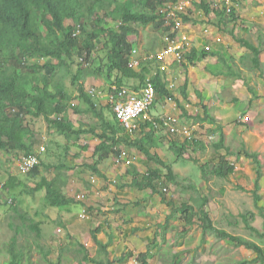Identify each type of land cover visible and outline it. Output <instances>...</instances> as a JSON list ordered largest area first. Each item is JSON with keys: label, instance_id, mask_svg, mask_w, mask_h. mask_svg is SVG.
Here are the masks:
<instances>
[{"label": "rangeland", "instance_id": "obj_1", "mask_svg": "<svg viewBox=\"0 0 264 264\" xmlns=\"http://www.w3.org/2000/svg\"><path fill=\"white\" fill-rule=\"evenodd\" d=\"M119 1L123 2L125 0ZM201 3L208 4L214 10L221 7L219 4L213 5V0H202ZM169 6L158 8H162L161 10L166 12ZM194 8V11L185 10L182 13H174L173 15L167 13L161 21L166 19L183 20L184 17H187L188 21H192L198 32L200 27L215 31L210 25L212 26V23L217 22V17L213 15L212 18L207 17L200 7ZM238 8L235 10L238 17L234 24L235 41L232 40L230 51H235L238 47L236 38L239 39L240 36H245L244 40L250 38L251 43L259 47L261 52L264 51V0H241L238 3ZM159 10L157 9V12ZM183 14L185 16L182 17ZM259 17L263 19L262 22L257 21ZM65 24L74 25L75 23L71 19H67ZM185 24L186 22L183 20L181 26L185 27ZM110 25L113 29H117L115 22H110ZM232 26L233 24L227 23L225 27L231 29ZM131 28L135 34L128 40L139 48L141 55L146 54L147 56L149 53H155L164 48L162 39L168 32L151 24L144 26L139 23H132ZM215 33H218L217 36L222 39L219 48L223 49L230 40L228 33L219 30ZM205 42L210 43L211 41L205 39ZM248 53L250 52L246 50L247 55ZM250 55L252 56V53ZM225 58L228 60L227 57ZM243 59H245V62L242 63L244 70L240 74L243 77L248 75L251 78V69V73L249 72L251 63L248 58H238V61L242 62ZM160 62L163 64H157ZM180 64L182 65L179 68L181 71L180 76L168 71L166 79L164 77L167 86L172 84L169 91L174 98L172 100L165 97L159 99L158 111L154 114L163 117H173L179 114L181 115L180 118H184V122H186L190 115L195 116L193 115L195 113L191 112L192 108L199 110V113L202 108L195 100V104L187 100L188 96H192L190 95L193 94L192 91L186 92V99L182 98L180 91L184 81H186L183 77L185 75L183 71H186L192 65L184 59L181 60ZM100 65L107 66V62L102 44L95 43V50L86 64V68L89 69L85 74V89H89L90 86L105 85L104 74L107 72V68H103V74L99 75L96 70ZM167 65V63L158 60L143 63L144 67H151V70L162 67L165 73L166 69L171 67V65ZM232 68L234 69V67ZM263 69L264 63L261 70ZM171 76L173 78L170 80ZM259 78L264 84V78L261 76ZM65 84L71 94V99L69 102L70 110L63 120L69 121L76 128L84 125L86 130L93 129L99 133L101 121L87 112L86 105L76 95V87H72L68 79ZM128 84L134 85L136 82L130 81ZM164 100L167 101L168 105L164 106ZM103 105L105 106V104ZM74 106L81 112H75L73 110ZM209 106L211 107V110L208 111L211 117L209 119L210 125H215L216 121L212 113L216 112L211 105ZM167 109L168 112L165 111ZM107 114L106 117L114 123L110 118L109 111ZM28 120L34 130L32 153H37L41 148L44 149L40 156L38 174L34 179H29L27 175L18 174V162L24 155L14 157L12 154L1 152V181L5 182L8 175H13L23 181L26 186L34 188L42 177L49 180L61 174V177L67 178L65 191L67 192L69 188H72L75 192L83 193L85 196L84 203L82 205L80 202H75L66 207L50 208L44 199L43 191L28 193L29 190L25 191L23 186H18L8 193H4L3 196L5 197L3 199L7 202V205L0 208V262L7 261L10 258L8 248L13 233L9 229V223L11 221L14 224L20 223V218L16 216L13 209L20 214L27 213L34 221L42 222V236L38 241L39 245L50 251L49 259L52 261H56L58 255H61V264H92L78 262L76 259L80 256L76 255L75 249H78L77 244L80 243L89 251L90 258L95 257L96 248L92 242V233L96 231H98L97 237L109 245L108 250L111 252V258L117 257L118 254H122L126 250L130 253L127 254V259L121 264H139L135 261L136 257L144 253L149 245H151L148 257L149 264H237L243 260H251L255 256L254 252L248 250L249 253L242 246H237L226 240L216 239L212 233H208L201 240V229L198 227L197 221L189 228L184 225L183 216L178 211L183 204L191 205L196 209H200L203 205V211L208 213L217 229L226 230L231 235L259 243L261 247L264 246V240H260L245 229L240 217V215L247 216L250 213L252 216L247 217L251 225L264 232V184H260L259 181L261 188L258 192L260 201L255 203L252 194L254 180H249L247 176H245V179L244 177L241 179L235 177V174L243 172L252 175L255 168V164L249 155L256 151L250 150L246 143H242L244 139L241 133L234 131L223 137L222 147H229L230 152L226 151L225 153L224 148L221 151H215L214 145L218 141V136L213 135L211 132L205 133L203 127L197 124L194 135L200 148L192 152L189 149L183 153V158H177L171 148L173 144L176 147L181 145L183 142L182 137L177 134H170L166 127L157 124L154 128L152 146L149 148L150 152L155 155L154 161L146 160L142 152L136 147L122 143L116 148L119 153L118 156L111 154L100 164L99 171L102 176H98L88 170V167L92 166L97 159L93 151L99 141L94 134H83L79 137L66 139L54 130H49L42 118H29ZM189 120L192 121V119ZM203 126L205 128L209 127L207 125ZM122 135L128 142L140 138L137 129L133 135L130 133ZM65 147L68 149L66 157L63 152ZM253 148L256 150V145ZM257 150L264 151V140L257 146ZM220 153L224 154L219 155ZM221 156H225L228 163L233 165L234 174L226 179L215 177L204 179L199 168L203 165H208L211 168L219 163ZM157 160H160L162 164H159ZM155 161L158 164L153 163ZM260 162L264 163V157L260 158ZM61 165H63L62 171L59 169ZM129 166H132L135 170L130 171ZM148 167H156L160 171V179L154 182L157 193H152L150 189L140 190L131 185L132 179L141 180L146 175ZM168 168L172 171L174 181L167 180ZM128 170L129 172H127ZM134 171L138 175H132L131 173ZM91 177L96 178L94 184L90 183ZM113 181L115 182L113 183ZM249 181L251 182L249 183ZM204 200L205 203L203 204ZM258 207L263 208V214L259 212ZM82 211L86 215L84 220L79 215ZM135 222L140 227H137ZM132 223L133 226H131ZM127 225L124 236L122 229ZM131 229H137V232L133 233L134 237L130 235L133 232ZM30 240L18 236L12 254L20 259L22 263L29 260L31 264H37V262H41V253L36 251L34 242H32V239ZM173 252L179 253V255L173 258L171 257Z\"/></svg>", "mask_w": 264, "mask_h": 264}, {"label": "trees", "instance_id": "obj_2", "mask_svg": "<svg viewBox=\"0 0 264 264\" xmlns=\"http://www.w3.org/2000/svg\"><path fill=\"white\" fill-rule=\"evenodd\" d=\"M169 1L172 0H125L124 2L119 0H0V153L5 152L14 157H19L21 154L28 156L32 153L34 133L29 127L28 117L42 118L48 129L54 130L66 139L81 133L94 132L93 129H75L71 123H65L61 118L66 114L71 99V94L65 84L68 79L70 85L76 87L78 97L84 100L87 112L101 121L100 133L96 135L100 142L94 150V156L97 159L92 166L88 167V170L101 176L98 166L110 154L119 155L114 149L122 143L136 147L143 153L146 160L154 161L155 155L151 154L149 150L153 141V125L149 123L142 125L140 138L128 142L122 135L125 134L124 130L116 127L111 120L106 119L86 94L83 87L86 68L79 62V59L83 58V54L86 59L90 57L95 50V43L102 44L107 66L100 65L96 71L102 75L103 68H107V72L104 74L106 81L118 86L128 85L130 81L140 85L147 76H150L157 96L172 98L160 73L152 74L150 67L142 66L139 71H132L127 67L132 48L128 39L135 34L131 24L139 23L144 26L151 24L156 28L168 31L169 27L164 26V21H161L162 16L157 12V8ZM200 8L206 15L209 14L210 10L207 5H200ZM216 15L218 16L216 27L235 38L234 27L231 29L225 27L227 23L235 24L238 19L235 12L231 10L230 14H225L218 10ZM67 19H71L75 24L73 26L65 25ZM184 19L186 20V17ZM110 22L116 23V30L112 28ZM76 30L80 31L78 36L75 34ZM248 49L253 51L254 57L251 60L254 66L258 67L260 64L258 49L252 46H249ZM211 54L213 55V53ZM195 55L196 51L193 49L187 60L189 62L196 61ZM218 60L224 67L229 68L226 69V73L219 72L220 76L238 75L236 72H230V65L220 55ZM185 90L186 86L184 85L180 91L184 99L187 98ZM196 94L200 95V93ZM203 110L206 113L207 109ZM205 115L207 118V114ZM222 138V136L219 137L218 146H221ZM193 143V150L196 151L200 148L199 143L195 141ZM187 146L186 142L177 147L173 144L171 149L177 158H181ZM67 153L68 150L65 149V157ZM249 157L256 167V179L252 194L255 203H258L260 196L257 192L262 177V165L255 153H251ZM157 162L162 164L160 160ZM157 162L153 163L158 164ZM59 169L62 171L63 165ZM129 170L135 169L131 167ZM199 170L204 179L207 177L225 179L234 174V167L228 163L225 156H221L219 163L211 168L208 165H203ZM167 173V180L174 181L171 169H168ZM37 174L38 167L27 176L29 179H34ZM131 174L138 175L136 171ZM159 179V169L148 167L146 175L141 180L132 179L131 185L140 190L150 189L152 193H157L154 182ZM66 180L67 178L61 177V174L50 180L42 177L34 188H30L17 176L8 175L5 182L0 179L2 186L0 208L7 205L3 199L4 193H8L18 186H23L25 191L29 190L28 193L43 191L44 199L50 208L66 207L75 202H80L83 205L84 200L76 201L73 196L67 195ZM202 206L200 209L187 204L179 207L178 211L183 216L186 226H192L197 221L198 227L201 229V240L208 233H212L219 240L229 241L255 253L253 259L237 264H264V250L260 244L217 229L208 213L203 211ZM258 208L259 212L263 214V208ZM13 211L20 218V223L14 224L12 221L9 223V229L13 233L8 248L10 258L0 264H31L29 260L22 263L12 254L18 236H22L28 241L32 239L36 251L41 253V262H37V264H61V255H58L56 261H52L49 259L50 251L39 245L38 241L42 236V222L34 221L27 213L20 214L15 209ZM247 216L252 215L249 213ZM247 216L240 215L245 229L260 240H264V232L253 227ZM97 234L98 231L92 233V242L96 248L95 257L90 258L89 251L78 243V249H75L76 255L80 256L76 259L78 262L119 264L126 260L128 253L125 252L111 258V252L108 250L109 245L98 239ZM150 250L151 245L146 252L138 255L137 260L140 264H148ZM178 255L179 253H172L171 257L176 258Z\"/></svg>", "mask_w": 264, "mask_h": 264}, {"label": "crops", "instance_id": "obj_3", "mask_svg": "<svg viewBox=\"0 0 264 264\" xmlns=\"http://www.w3.org/2000/svg\"><path fill=\"white\" fill-rule=\"evenodd\" d=\"M240 1L241 0H236L237 4ZM237 9L239 8L237 7L235 10ZM212 15L214 16L213 11L210 12L209 17L212 18ZM262 20L263 19L259 17L257 21L262 22ZM210 27L213 28L215 31H212L211 29L207 30L204 27H200V30L198 32L194 28V24L192 23V21L190 20L188 21V19L186 21L185 27L184 26L180 27L181 32L186 33L188 35L189 39L191 40L192 48L196 51V55H195L196 61L193 62L195 64L192 63L191 64L192 66H190L186 71H183L185 74L183 75V77L186 79L185 81L186 92L188 93L189 91L193 92V94H190L192 96H188L187 100L192 104H195L194 103L195 100L196 102H198L200 108H202L200 113L199 110L192 108L191 112L195 113L193 114L195 116L190 115L188 118L192 119V121L187 119L186 123L188 125L193 126L194 129H196L195 126L198 124L199 126L203 127L202 129L205 131V133L211 132L213 135H217L218 141L220 136L225 137L227 135H230L234 131L236 133H241V136L244 139L242 140V143L244 144L246 143L250 150L256 151L257 153L256 152H252V153H255L257 155V158L260 160V158L264 157V151L257 150V146L262 143V140H264V84H262L259 77L261 76L264 78V69L261 70L262 64L264 63L263 61L264 51L261 52L259 47L251 43L250 38L248 40H244L245 36H240L239 39L236 38L238 40V43L236 41L238 47L235 49V51H230L232 40L235 41V38L230 37L228 34L227 35L230 40H228V42L223 47V49H220L219 45L222 43V39L217 36L218 33L217 34L215 33L218 29H216L214 26L211 25ZM232 27H234V24ZM205 39L206 40L210 39L211 42L206 43ZM201 45L203 46L202 48ZM249 46L257 48L260 53L258 55V59L260 63L258 67L254 66V64L252 63L251 59L254 57V54L253 51L248 49ZM246 50L252 53V56L250 55V53H248L247 55ZM203 52L205 53L204 55L202 54ZM211 53H213V55ZM219 55L224 59L225 62H227L229 65L230 64L232 65V66L230 65V69H231L230 72L238 73L237 76L219 75V72L226 73L227 72L226 69H229L219 63L220 62L218 60ZM225 57H227L228 60H226ZM238 58H248L249 62L251 63V66L249 67V72L250 69L252 72V73L250 72L251 78L248 77L247 74L246 77L248 78L243 77L240 74L241 71L244 70V65L242 63L245 62V59H243L241 62L240 60L238 61ZM165 62L168 65H171V67L169 69H166V73L164 72L162 67L158 69L159 73H161L163 78L165 77L166 79V77L168 76V71H170L171 73H175L177 75L181 73L179 66L171 64V59H167ZM232 67H234V69ZM172 78L173 77L171 76L170 80ZM196 93H200V95H197ZM249 95L252 96L251 99L248 98ZM161 98L157 99V102L153 107V115L156 118L163 117V116H156L154 114L158 111L157 105L159 104V99ZM165 105H168L167 101L164 102V106ZM209 105H211L213 107V110L216 112V113H212V116L213 118H215L216 121L215 125L212 124L210 125L209 119H211V117L208 111L211 110V107ZM204 108L207 109L206 113L203 110ZM165 111L168 112L169 110L167 109ZM205 114H207L208 116L207 118ZM239 114L247 115L249 117L248 123H241L238 118V116H240ZM177 116H181V115L178 114ZM181 119L184 121V118ZM203 125H207L209 127L205 128V126ZM247 138H248V142H247ZM218 141L216 145H214L216 149L215 151L218 150L221 151V149L224 148L225 153L226 151L230 152V150L228 149L229 147H222L224 139L222 141L221 146H218L219 145ZM254 145H256V150L255 148H253ZM216 146H218V148H216ZM223 154L224 153H220L219 155H223ZM260 163L262 165V177L260 179V184L261 183L264 184V163L262 162ZM253 171L254 172L252 173V175L243 172V173L235 174V177L237 179H241L242 177H244L245 179V176H247L249 180L255 181L256 167L254 168ZM231 176L232 175H229L227 178ZM250 182L251 181H249V183ZM260 190L261 188L259 187L258 192ZM131 226H133V223ZM136 226L140 227L137 225V223ZM127 227L128 226L125 227V230H127ZM131 230L133 232L130 233V235H133V233L137 232V229L135 230L131 229ZM263 247L264 246H262V249L264 250ZM243 261H247V260H243Z\"/></svg>", "mask_w": 264, "mask_h": 264}, {"label": "clouds", "instance_id": "obj_4", "mask_svg": "<svg viewBox=\"0 0 264 264\" xmlns=\"http://www.w3.org/2000/svg\"><path fill=\"white\" fill-rule=\"evenodd\" d=\"M201 1L202 0H172V1H170V2H168V3H164L163 5H162V8H164L166 5H170L169 7H167V9H166V12H164V11H162L161 9L162 8H157V9H160L159 11H158V13L162 16L161 18H164L165 17V15L167 14V13H170V14H174V13H182L183 11H185V10H191V11H194L195 10V8L194 7H200V5H207L208 6V4H203V3H201ZM124 2V1H123ZM213 5H215V2H214V0H213ZM220 5V4H219ZM221 6V5H220ZM238 7V4H237V2H236V0H233V6H232V9L231 10H233V11H235V9ZM223 7L221 6L220 7V9H215V10H220V11H222V12H224L225 13V11L222 9ZM202 9V8H201ZM209 10H210V12L211 11H213L214 12V17H218L217 15H216V11L214 10V9H211V8H209ZM203 11V10H202ZM204 12V11H203ZM210 12H209V14H210ZM231 13V12H230ZM230 13H225V14H230ZM186 15H187V12L185 13ZM185 14H183L182 15V17L183 16H185ZM209 14L208 15H206L207 17L209 16ZM186 19H187V17H186ZM185 22H186V20L185 19H183ZM183 20H175V19H166V20H162V21H164V26L165 27H169V30L168 31H165V32H168V34L166 33L165 34V36H164V38L162 39V43H163V46H164V48L163 49H161L160 51H156L155 53H149V55H147L146 56V54H143V55H141L140 53H139V48L138 47H136L135 45H134V43L133 42H131V41H129L130 43H131V45H132V48H131V52H130V55H129V57H128V61H127V67H128V69H130V70H132V71H138V70H140L141 68H142V66H143V63L144 62H153V61H155V60H158V61H163V62H165L167 59H171V64H174V65H177V66H179V67H181L182 65L180 64V62H181V60L182 59H184V60H186V61H188L187 60V57H188V55H190L191 54V52H192V50H193V48H192V45H191V40L189 39V37L187 36V34L186 33H183V32H181V30H180V27H181V25H183ZM217 23V22H216ZM216 23H212V26H214V27H216ZM66 25V24H65ZM149 25V24H148ZM71 26H73V25H71ZM78 27V26H77ZM217 28V27H216ZM232 28V27H231ZM160 29H162L163 30V28H160ZM218 29V28H217ZM219 30V29H218ZM164 31V30H163ZM219 31H222V30H219ZM75 34H76V36H78L79 34H80V31L79 30H76L75 31ZM229 35V34H228ZM230 36V35H229ZM231 37V36H230ZM183 38H185L186 40L185 41H183ZM171 41H174V45L175 46H173V47H176V49L175 50H173V51H170V52H166L167 50H168V48L170 47V46H172V44H171ZM204 53V52H203ZM202 53V54H203ZM161 54H163L162 56H161ZM89 58L90 57H88L87 59L86 58H84V55H83V58H80L79 59V62L83 65V67H85L86 68V64H87V62H89ZM131 60H137L138 61V66L137 67H134V68H131V67H129V63L131 62ZM166 63V62H165ZM191 64L193 63V62H190ZM157 64H163V63H157ZM87 69H89V68H86V71H85V74H86V72H87ZM153 71V72H152ZM150 72L152 73V74H154V73H158L159 74V71H158V69L156 68L155 70H151V67H150ZM160 75H161V73H160ZM162 76V75H161ZM163 77V76H162ZM146 79H148V81L151 83V80H150V76H147L146 78H145V80L142 82V84H140V85H138V83H136L135 85H131V84H128V85H124V86H118L117 84H115V83H107L106 81H105V85H96V86H90L89 87V89H85L84 88V90H85V92H86V94H88L89 95V97L91 98V100L93 101V104H94V106H95V108L98 110V111H100L103 115H104V117L106 118V119H109V118H107L106 116H108V114H107V112L109 111L110 112V118H112V121L114 122V124H115V126L116 127H120L121 129H123L124 130V132H125V134L126 133H130V134H134V131L137 129V132L138 133H140V128H141V126L142 125H144L145 123H149V124H152L153 125V128H155L156 127V125L158 124H161V126H164V127H166L167 128V130H168V132H169V129H168V127L167 126H165L164 125V123L162 122V120H167V119H177L178 120V123H179V126L180 127H183V126H188V127H192V129H191V131H192V136H193V139H194V141L196 142V139H195V135H194V128H193V126H191V125H188L186 122H181L182 121V119L180 118V116H173V117H159V118H156L154 115H153V107H154V105L156 104V102H157V99L158 98H161V97H159V96H157V93H156V90H155V88H154V86H153V84L151 83V85L153 86V89H154V92H155V98H154V102H153V104L150 106V108H149V111H148V114H149V116H150V119H151V121L150 120H145V119H142V118H140V119H138V120H135L134 122H133V126H134V128L131 130V131H129V130H127V129H125L123 126H121L118 122H117V120H116V118H115V114H114V112H113V109L106 103V99L104 98V97H101V95H105V94H108V93H110L111 92V87H113V86H115V87H117V88H120V87H125V88H127V89H130V90H133V91H135V92H137L138 94H140L141 93V91L143 90V88H144V86L146 85ZM86 81V80H85ZM165 83H166V81H165ZM84 84H85V82H84ZM84 84H83V87H84ZM186 86V82L184 81V83H183V86ZM182 86V87H183ZM172 87V84H169V86H167V83H166V88H167V90H168V92H169V94H170V91H169V88H171ZM181 87V88H182ZM91 88H95L96 89V92L97 93H100V95H98V94H95V95H91V93L89 92L90 91V89ZM76 95L78 96V93H77V90H76ZM171 96V95H170ZM249 96H250V98H249ZM248 96V98L249 99H251L252 98V96L251 95H249ZM172 98H167V97H165V98H167V99H169V100H172L174 97L173 96H171ZM163 98V97H162ZM183 98V97H182ZM83 102H84V100L82 99V98H80ZM184 99V98H183ZM85 104V103H84ZM103 104H105V106L103 105ZM70 110V107L68 106V110H67V112H66V114L68 113V111ZM73 110L75 111V112H77V113H80L81 112V110H79V109H77V108H75V106H74V108H73ZM86 110H87V106H86ZM182 110H183V108H182ZM186 110V109H185ZM65 114V115H66ZM64 115V116H65ZM64 116L62 117L61 116V118L62 119H64ZM29 118H31V117H28V119ZM238 118H239V121L241 122V123H248V121H249V117L247 116V115H240V116H238ZM245 118L247 119V120H245ZM110 120V119H109ZM64 121V120H63ZM65 123H68L69 121H64ZM70 123V122H69ZM28 124H29V120H28ZM47 125V124H46ZM74 126V125H73ZM29 127L31 128V126H30V124H29ZM75 127V126H74ZM48 128V127H47ZM79 128H83V129H85L84 128V125H80L78 128H76L75 127V129H79ZM32 129V128H31ZM49 130H52V129H49ZM86 130V129H85ZM32 131H33V133H34V130L32 129ZM99 133H100V130H99ZM170 133V132H169ZM58 134V133H57ZM83 134H94L95 135V137H96V135L98 134L95 130H94V132L93 133H90V132H88V133H81V134H79V135H76V136H74V137H79V136H81V135H83ZM170 134H177V135H180L181 137H182V144L183 143H187V147H186V149H185V151L187 152L189 149H191V152L193 151V148H194V143H193V145L192 146H189V143H188V141L185 139V137L183 136V135H181V134H178V133H170ZM59 135V134H58ZM70 137H73V136H70ZM97 138V137H96ZM98 139V138H97ZM135 139H137V138H135ZM144 139V138H143ZM98 141H99V139H98ZM193 141V142H194ZM100 142V141H99ZM99 142L96 144V146L99 144ZM181 144V145H182ZM181 145H179V146H181ZM95 146V147H96ZM95 147H94V150H95ZM117 148V147H116ZM65 149H67L66 147L64 148V156H65ZM68 150V149H67ZM115 151H117L116 149H114ZM184 151V152H185ZM44 152V149L43 148H41L37 153H31V154H29L28 156H24V157H22V158H20L19 159V162H18V164H19V167L17 166V169H18V174H20V175H28L29 173H31V171L32 170H34L36 167H38V169H39V166H40V156L42 155V153ZM151 153V152H150ZM93 154H94V151H93ZM112 154H114V153H112ZM143 154V153H142ZM111 155V154H110ZM66 156H67V154H66ZM116 156H118V155H116ZM30 158H34L35 159V163L33 164V166L28 170V171H22V162H23V160L24 159H30ZM182 158H183V155H182ZM107 159V158H106ZM105 159V160H106ZM104 160V161H105ZM103 161V162H104ZM102 162V163H103ZM100 166V165H99ZM99 166H98V170H99ZM90 167V166H89ZM131 167L132 166H129L128 167V169H131ZM168 169H170V168H168ZM167 169V170H168ZM93 173V172H92ZM101 173V172H100ZM95 174V173H94ZM37 176V175H36ZM101 176H102V174H101ZM48 180V179H47ZM50 180V179H49ZM95 180H96V178H94V177H91L90 178V183L91 184H94L95 183ZM115 181H113V183H114ZM1 185H0V189H1ZM165 190V189H164ZM67 195L68 196H73L74 198H75V200L76 201H81V200H84V194L83 193H81V192H75L72 188H69L68 190H67ZM77 196H80L79 198H77ZM80 216H81V218H83V220H84V218H86V215L85 214H83V211L81 212V214H79ZM87 217H88V215H87ZM185 225V224H184ZM128 226V225H127ZM125 227L126 226H124L123 227V229H122V232H123V234H124V236H125V233H126V230H125ZM190 226H187V228H189ZM215 227V226H214ZM185 228V227H184ZM99 239V238H98ZM217 239V238H216ZM219 240V239H218ZM222 241H224V240H222ZM147 251V250H146ZM145 251V252H146ZM125 253H128V251L126 250L125 251ZM173 253H175V252H173ZM128 254H130V253H128ZM138 257V256H137ZM137 257H136V262H138V260H137ZM127 259V258H126ZM124 262V261H123ZM123 262H120L119 264H121V263H123ZM147 262H148V264H149V261L147 260ZM139 263V262H138ZM140 264V263H139Z\"/></svg>", "mask_w": 264, "mask_h": 264}, {"label": "built area", "instance_id": "obj_5", "mask_svg": "<svg viewBox=\"0 0 264 264\" xmlns=\"http://www.w3.org/2000/svg\"><path fill=\"white\" fill-rule=\"evenodd\" d=\"M214 2L215 5L220 4L223 7L222 9L225 11V13L231 12L233 0H214ZM185 40L186 39L183 38V41ZM171 44L172 46H170L166 52L176 49V47H173L175 46L174 41H171ZM162 55L163 54H161V56ZM138 64L139 63L137 60H131L129 67L134 68L137 67ZM89 92L91 95H100V93L96 92L95 88H91ZM101 97H104L106 99V103L113 109L117 122L129 131L134 128L133 122L135 120L142 118L151 121L148 111L154 102L155 92L148 79H146V85L140 94L125 87L117 88L113 86L111 87L110 93L101 95ZM245 120L247 119L245 118ZM162 122L168 127L170 133H178L183 135L188 141L189 146L193 145L194 139L191 131L192 127H180L177 119H167L162 120ZM34 163V158L24 159L22 162V171H28ZM164 191L166 192V190ZM79 197L80 196H77V198Z\"/></svg>", "mask_w": 264, "mask_h": 264}, {"label": "bare ground", "instance_id": "obj_6", "mask_svg": "<svg viewBox=\"0 0 264 264\" xmlns=\"http://www.w3.org/2000/svg\"><path fill=\"white\" fill-rule=\"evenodd\" d=\"M139 71V70H138Z\"/></svg>", "mask_w": 264, "mask_h": 264}]
</instances>
